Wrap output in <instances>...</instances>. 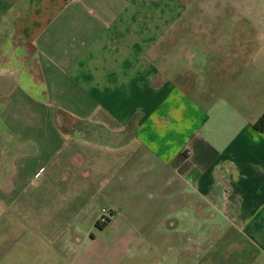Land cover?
Instances as JSON below:
<instances>
[{"label": "crops", "instance_id": "0c3cea01", "mask_svg": "<svg viewBox=\"0 0 264 264\" xmlns=\"http://www.w3.org/2000/svg\"><path fill=\"white\" fill-rule=\"evenodd\" d=\"M2 3L0 264H264V0ZM158 181L186 260L109 210Z\"/></svg>", "mask_w": 264, "mask_h": 264}, {"label": "rangeland", "instance_id": "374dc122", "mask_svg": "<svg viewBox=\"0 0 264 264\" xmlns=\"http://www.w3.org/2000/svg\"><path fill=\"white\" fill-rule=\"evenodd\" d=\"M11 5L9 4H0V11H7L9 9ZM2 15L7 14V12L5 13H1ZM9 16V15H8ZM9 18V17H8ZM2 21V20H1ZM8 22V20H6ZM6 27L5 22H3V27ZM4 31H6L4 29ZM4 40V36H0V40ZM150 185V184H149ZM148 188L147 190H142V194L143 196L141 197H136L135 196V192H136V188L133 189L131 187V190L128 192V196L130 197V202L129 205L127 206V209L124 208V212L122 211L123 215L121 214V212H119L117 210L116 206H113L112 208L109 207L110 212L113 211L114 214L116 215L114 217V221H117L118 225H122V222H126L125 219H128L129 217V221L131 222H140L141 225H144V228L142 229L143 232H145L146 236H151L154 237L155 239H161L164 237H170L171 240H177L178 243V247L180 246V242H182V240L184 239V236H186V238H188L190 235L187 232H191L192 230L197 233L198 231L200 232L199 228H191L188 226V224L184 221L183 225L178 228V229H174V230H166V228L164 227L165 221L168 220V216H171V214L175 213L176 211H178L179 215L184 216V205L185 202L187 201L186 199H182L179 197V199L177 200V202H174L175 204H173V198H171V200H169L168 197H164V195H162V193H158V190L160 189V181L155 182V184L153 183L151 187L148 186V182L146 185ZM152 191H155V195L151 196ZM137 193V192H136ZM172 201V202H171ZM172 204V209L170 210V205ZM122 207V206H121ZM120 207V208H121ZM111 208V209H110ZM119 209V208H118ZM164 209H166V212H164ZM120 210V209H119ZM183 211V212H182ZM159 216H162L161 220L159 219L158 223L153 224V222L157 219ZM152 222V224H151ZM151 225H153V227H151ZM96 226V225H95ZM90 229V228H87ZM93 232L96 231L94 228ZM90 229V231L92 230ZM114 228L112 229H108L104 232H99L96 231V235L97 238H100L99 240H104L106 238H110V236H112L114 234ZM202 230V229H201ZM209 234H213L215 229H207ZM203 232V231H202ZM193 235V234H191ZM207 235V234H206ZM205 235V236H206ZM190 238V237H189ZM192 247L194 249H197V247L200 250H207L210 253H213L214 250H217L215 247V244H213L212 242H210L209 244H195L192 245ZM180 252H178V254H175V256H181L183 257V260H186L188 257L187 256H183L181 254V248L179 247ZM189 253V252H188ZM95 256V258H94ZM92 257H90V254L87 252L86 254H84L82 256V264H101L100 263V255H94ZM115 259V257H114ZM113 259V260H114ZM103 260H104V256H103ZM108 261H111V258H107ZM115 264V263H112ZM122 264V263H121Z\"/></svg>", "mask_w": 264, "mask_h": 264}, {"label": "trees", "instance_id": "16d2710c", "mask_svg": "<svg viewBox=\"0 0 264 264\" xmlns=\"http://www.w3.org/2000/svg\"><path fill=\"white\" fill-rule=\"evenodd\" d=\"M254 127L258 132L264 133V114L255 122ZM99 225L100 224L98 223V226Z\"/></svg>", "mask_w": 264, "mask_h": 264}, {"label": "flooded vegetation", "instance_id": "af4514ba", "mask_svg": "<svg viewBox=\"0 0 264 264\" xmlns=\"http://www.w3.org/2000/svg\"><path fill=\"white\" fill-rule=\"evenodd\" d=\"M2 12L0 11V26L2 25V21H1V18H2V14H1ZM9 15V14H8ZM103 219H104V221H99L100 223L99 224H101V225H105L107 222H108V216H103Z\"/></svg>", "mask_w": 264, "mask_h": 264}, {"label": "built area", "instance_id": "2783aa9c", "mask_svg": "<svg viewBox=\"0 0 264 264\" xmlns=\"http://www.w3.org/2000/svg\"><path fill=\"white\" fill-rule=\"evenodd\" d=\"M101 221H104V219L102 218Z\"/></svg>", "mask_w": 264, "mask_h": 264}]
</instances>
